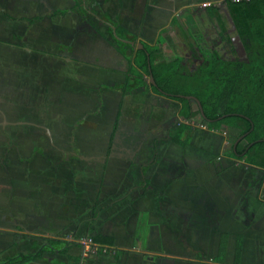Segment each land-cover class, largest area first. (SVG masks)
Instances as JSON below:
<instances>
[{
  "label": "rangeland",
  "instance_id": "obj_1",
  "mask_svg": "<svg viewBox=\"0 0 264 264\" xmlns=\"http://www.w3.org/2000/svg\"><path fill=\"white\" fill-rule=\"evenodd\" d=\"M221 1L214 2L219 5ZM75 4L79 6L72 9ZM146 8L144 0H0V261L19 253L32 254L43 244V237H51L58 244L51 247L50 253L28 264H210L209 257L203 259L199 245L200 212L172 219L154 212L152 217L143 219L132 206V193L143 182L133 175L134 146H152L156 137H145L147 133L159 135L180 121L176 103L150 94L145 81L129 78L128 92L120 91L126 62L135 44L144 40L141 33L148 34L143 29L140 33ZM58 9L67 12L50 16ZM157 11L167 16L162 30L179 46L185 43L190 29L197 34L193 21L190 26L184 24L197 12L195 6ZM36 16L42 18L32 24L22 20ZM153 16L159 17L156 13ZM221 17L224 26L230 28L224 11ZM115 24L127 31L124 40L133 42L132 46L112 36L110 28ZM201 25L202 32L205 26ZM204 46L207 43L201 39V47ZM167 55L165 48L161 56ZM134 86L140 89L139 94L145 89V95H133ZM152 100L167 110L155 109L156 118L151 119L149 127L133 130L135 115L141 122L146 104ZM118 104L120 115L106 156ZM189 124L193 131L188 148L170 149L173 154L166 157L167 161L156 152H140L135 163H145L149 168L157 163L171 174L182 169V175L186 172L184 161H189L188 177L193 179L213 178L210 167L234 164L221 151L218 132ZM123 147L130 153H122ZM179 153L183 159L179 160ZM107 164L114 165L110 167L114 170L104 175ZM116 165H129L127 181L123 179L125 185L121 184ZM242 171L248 176V191L261 196L262 172ZM235 176L234 171L219 178L238 190L233 182ZM124 195L131 198L123 204L118 197ZM249 200L250 197L247 212L259 213L263 209ZM94 201L95 208L91 210ZM91 211L99 221L87 223ZM224 222L226 225L231 220ZM89 224L99 230L113 226L117 239L121 229L124 238H131L142 224L145 229H162L163 234L157 233L151 246L154 249H130L132 255L114 261L91 254L88 246L85 256L81 255V242ZM62 241L70 243L66 251L71 256L67 257L66 252L59 254L65 246ZM78 254L81 260L74 262L73 257Z\"/></svg>",
  "mask_w": 264,
  "mask_h": 264
},
{
  "label": "trees",
  "instance_id": "obj_2",
  "mask_svg": "<svg viewBox=\"0 0 264 264\" xmlns=\"http://www.w3.org/2000/svg\"><path fill=\"white\" fill-rule=\"evenodd\" d=\"M226 13L231 20L235 34L238 36L245 55V61H225L215 54H207L201 65L192 72H187L182 67V56L169 35L160 30L153 43L148 44L139 41L141 49L134 46V52L127 60L124 79L142 78L151 76L154 85L148 84L149 91L157 96L172 100L177 105L176 116L179 122L175 123L168 133V140L176 145L183 146L188 143L190 133L193 131L189 123L214 130L219 123L229 127L238 126L241 132L251 129L252 138L264 139V0H222ZM75 4L72 9L76 8ZM71 11V10H68ZM208 18H213L220 30L224 29L215 5L204 8ZM67 10H53L50 16H63ZM144 14V13H143ZM41 16L30 19H22L27 24L41 20ZM114 38L124 40L127 32L120 25H113ZM112 33V32H111ZM163 48L168 51L167 57H162ZM198 101L202 115L199 114L197 105L191 99ZM115 119L111 126L106 148L108 155L114 131L116 129ZM251 127V128H250ZM185 135V136H184ZM228 157H233L228 153ZM245 164L264 169V141L254 144L243 158ZM94 209V208H93ZM92 209V210H93ZM94 214L90 213L88 221H92ZM87 238V237H86ZM91 243L96 246V252L100 254L105 247L104 254H112L117 260L119 255L126 251L113 248L110 237L95 234L89 237ZM41 244L32 254H16L0 264H28L39 260L52 246L58 244V240L51 237H43ZM59 254L65 255L69 242L62 241ZM72 244V243H71ZM224 243L218 248L217 260L222 258ZM239 245H235L234 263L238 261ZM215 259V260H216ZM77 262V259H73Z\"/></svg>",
  "mask_w": 264,
  "mask_h": 264
},
{
  "label": "crops",
  "instance_id": "obj_3",
  "mask_svg": "<svg viewBox=\"0 0 264 264\" xmlns=\"http://www.w3.org/2000/svg\"><path fill=\"white\" fill-rule=\"evenodd\" d=\"M144 1L146 2L147 5L146 8L147 11L146 13H144L145 15H143L144 17L140 25V33L142 29L143 32H148V34H145V36L141 33V37L144 39L143 41L142 40L141 41L148 44L153 43L157 33L163 29V26L165 24L164 22L167 21L166 20L167 16L165 15L166 17H164L160 15L157 10H164V9L168 10V9H175L180 7L184 9H189L190 7L195 6L196 10L201 13V7H206L208 5H217L218 3V2L217 3L214 2L216 0H185L184 2H180V3L178 2L174 4V6H171L170 2L173 3L175 0H144ZM220 3H222V1ZM155 13L159 16L158 18H155V16H153ZM199 16H201V14L196 16L192 15V17L189 18L190 19L189 22L186 20L187 22H185L184 24L190 26L191 24L190 21L192 22L193 19H194L193 21L194 26L196 23L199 24ZM156 19L157 21H155ZM145 29H147L148 31H145ZM168 35L169 37H171L170 34ZM184 41L185 43H182V46H185V48H188L189 50L193 49L192 39L189 36L186 35ZM174 43L175 46L178 48L181 56H183V52L185 50L182 48L181 45L179 46L178 44H176L175 41ZM121 64L119 63V65ZM139 90L140 89L136 86L131 87V91L133 92V95L138 93ZM120 91H125V93L128 92L125 79ZM144 92L145 89L144 90L142 89L141 93L140 94L138 93V95L144 96L145 95L143 94ZM149 93L152 94L150 91ZM159 98H160L159 100L163 99V97L160 96ZM171 108L172 107L169 106V109ZM117 109H118V117L116 123L118 122L120 115L119 104L116 107L112 123L115 119ZM155 109L156 110L158 109L159 111L167 110L164 108H159V103L155 104L154 100L148 102L145 107L146 110L145 117L142 119L141 122H138V116L135 115L133 120L135 127L133 130H138V127L141 128L142 126L145 125L149 127L150 126L149 123L151 119L156 118V115L154 113ZM166 125H167V121L163 127H165ZM111 126H110V131H111ZM172 126L164 130L163 133L161 132L162 135H160L161 133L159 135H156L154 133H147V134L144 133V136L146 134L145 137H147V135L148 136L150 135L151 138L156 137L154 140V144L150 147L134 146L133 148L136 151L135 161H133L132 164L133 175L136 174L137 179L143 181L141 188L134 190L132 193L134 196L132 203L133 209L135 210V212H139L140 216L143 219L147 217H152L154 215L153 214L154 212H157L171 219L178 215L182 216L183 218H187L190 215L192 217L194 213L197 214L200 212L201 230L199 231L201 233L200 234L201 238L199 240V245L201 247V254L203 255V259H205L204 257H209L210 264H235L233 259L234 249H235V245L238 243L239 253H238V261L236 264H264V195L261 196L253 195L248 191V181H247L248 176L245 175L242 171V170H249L254 172V171H260V169L249 166L247 164H243V165L237 164L235 162L232 165L227 163H220L219 166H217L216 168L214 167L209 168L213 171L212 173L213 178L193 179L192 177L191 178L188 177L189 161H184L186 172L182 175H181L182 169H178L177 171H175V174L174 173L171 174L168 168L165 169H162L163 167L159 168L157 166V163H152L151 166L149 165L150 168L145 163H141V164L135 163L136 160L138 159V153L140 152H144V153L156 152L158 157H160L164 161H167L166 157L167 156L169 157L171 154H173L171 153L170 149L175 150L174 148H179L180 151L181 149L186 148L187 144L183 146H179L171 143L168 140V133L171 130ZM157 142L159 143L156 144ZM168 142H170V144L174 146H171L170 144H169L170 146L166 145ZM107 143H108V139H107ZM122 149H123L122 153L124 154L130 153L128 148L125 149V147H123ZM178 157L179 160L183 159L181 153H179ZM163 164H165V162H163ZM109 165L110 164H107L105 166L103 165L104 175H106V171L110 173L111 172L110 170H114L112 169L113 168L112 166L114 165L112 164L111 166ZM116 166L118 167V176H119V172L121 173V176H119L122 181L121 184L125 185L123 179L127 181L126 178L129 175L128 173L129 165L128 166L116 165ZM234 171L236 176L234 177L235 181L233 182H236V184L234 185H236L239 188L238 189L239 191L234 190V188H232L233 184H231L229 181H223L224 175H226L227 172H234ZM220 176H223V178H219ZM239 177L243 179L241 182L238 179ZM260 188L262 189V183ZM129 190L130 189H127L128 192ZM223 191L226 192L225 196L222 195ZM249 197L251 203L256 208L263 207V209L259 213L253 211L247 212L248 210L247 201ZM118 198L122 199L120 203L124 204L125 199H130L131 197L128 196V198H126V195H124L123 197H118ZM93 208H95V201L91 204V210ZM95 218L97 219L94 220ZM97 220H98V216L95 217L94 215L92 222L93 221L97 222ZM224 220H231V222L230 223L228 222V224L225 225ZM87 223H89V221ZM91 224H89V228L87 227L86 229V233H87L86 237L89 238L90 236L92 237L95 234L110 237L112 239V244L114 249L126 251L124 254L119 255L117 260H115L112 257V254L99 255V256L111 257L114 261H119L126 254L132 255L130 253L131 252L130 249L135 251H145V252L149 251V249L151 248L154 249V247L151 246L154 245L155 238H157V233H159L160 235L163 234L162 229H157L155 227H151V228L148 227V229H145L144 225L142 224L141 227L137 230V232L135 234L134 233L132 234L131 238H126V237L124 238L122 236L123 230L121 229V236H119V239H117V237L115 236V231L117 230L113 226L108 227V225H106L107 227L100 228L99 230V228L94 229V227H92ZM221 242L224 243V252L222 258L220 260H217L216 259L218 255L217 252H218L219 244ZM230 251L232 252L231 257H230ZM69 256L71 255L67 254V257ZM75 256L77 257H73V259H77V262L78 260L79 261L81 260V256L79 254ZM145 260L147 262H150V258L148 259L146 257ZM202 264H206V263H202Z\"/></svg>",
  "mask_w": 264,
  "mask_h": 264
},
{
  "label": "flooded vegetation",
  "instance_id": "obj_4",
  "mask_svg": "<svg viewBox=\"0 0 264 264\" xmlns=\"http://www.w3.org/2000/svg\"><path fill=\"white\" fill-rule=\"evenodd\" d=\"M220 4L215 5V7L217 8V13L219 15L221 14L220 18L221 21H223L221 16L222 11H225V5L223 3ZM201 8V13L197 11L195 14H193V16L200 14L204 15V20L201 18V16H199V24L196 23L195 26H193V28L195 27V32L197 34L192 33V29L189 30L188 34L186 33V35L192 39L193 49L189 50L181 44L182 48L185 50L183 52V61L181 63L184 70H186L187 72H192L196 70V68L200 66L202 61L206 58L207 54H215L216 56L222 58L225 61H245L244 51L241 50V42L235 32L229 31L231 27L226 28L224 26V29L220 30L217 25V22H215L213 18H208L206 16L204 11L205 7ZM201 24H204L205 26L202 29V32ZM205 34H208V36H206ZM201 39H203V41L207 43V46H204L203 48L201 47ZM214 130L220 135L219 139L221 140V151L225 152L226 154H232V159L234 160V162L241 165L245 164L243 158L249 151L252 150L254 144L264 141L262 137L252 138L253 135L250 134L251 129L247 132H241V130L238 129V126L229 127L224 123H219L218 127ZM260 171L262 172V195H264V169H260ZM84 249L85 247H81L82 256H85L86 251ZM95 255L104 254L95 253Z\"/></svg>",
  "mask_w": 264,
  "mask_h": 264
},
{
  "label": "water",
  "instance_id": "obj_5",
  "mask_svg": "<svg viewBox=\"0 0 264 264\" xmlns=\"http://www.w3.org/2000/svg\"><path fill=\"white\" fill-rule=\"evenodd\" d=\"M224 13H225V16H226V18H227V20H228V22H229V24H230V26H231V29H230L229 31H230V32H235L234 27H233V24H232L231 20L229 19L227 13H226L225 11H224ZM111 32H112V34H113V28H111ZM236 38H237V36H236ZM120 41L127 43L129 46H132V45H133V42H130V41H125V40H120ZM135 45L137 46L138 49H141V45H140V44H135ZM240 48H241V46H240ZM196 50H197V49H196ZM241 50L243 51L242 48H241ZM199 56H200V55H199ZM142 80L145 81L147 84H149V85H151V86L154 85L151 76L144 77V78H142ZM184 98H185V99H191L192 101H194L195 104H196L197 107H198L199 114L203 117V115H202V111H201V108H200V105H199L198 101L195 100L193 97H184Z\"/></svg>",
  "mask_w": 264,
  "mask_h": 264
},
{
  "label": "built area",
  "instance_id": "obj_6",
  "mask_svg": "<svg viewBox=\"0 0 264 264\" xmlns=\"http://www.w3.org/2000/svg\"><path fill=\"white\" fill-rule=\"evenodd\" d=\"M231 2H237L238 0H230ZM81 245H83L86 249H85V251H87L88 249H87V246L90 248V253L91 254H95V253H97L96 252V246L95 245H93L92 243H91V241H90V239L89 238H85V240H84V242H81ZM105 247H103L102 249H101V252H100V254H104V251H105Z\"/></svg>",
  "mask_w": 264,
  "mask_h": 264
}]
</instances>
